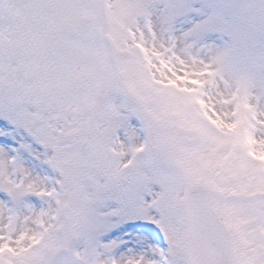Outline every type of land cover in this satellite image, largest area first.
I'll use <instances>...</instances> for the list:
<instances>
[{
	"label": "snow or ice",
	"instance_id": "obj_1",
	"mask_svg": "<svg viewBox=\"0 0 264 264\" xmlns=\"http://www.w3.org/2000/svg\"><path fill=\"white\" fill-rule=\"evenodd\" d=\"M164 13L0 0V264H264V87L180 52ZM131 117L146 170L121 134ZM130 211L158 247L92 240Z\"/></svg>",
	"mask_w": 264,
	"mask_h": 264
},
{
	"label": "rangeland",
	"instance_id": "obj_2",
	"mask_svg": "<svg viewBox=\"0 0 264 264\" xmlns=\"http://www.w3.org/2000/svg\"><path fill=\"white\" fill-rule=\"evenodd\" d=\"M160 3L166 7V13L159 17L162 35L175 41L180 52L212 64L217 79L229 84L245 81L254 86L253 91L264 87V0H160ZM211 13L215 16L207 21ZM208 34L216 35L206 38ZM133 118L126 121L122 135L138 144L142 142L141 132L133 124L127 126ZM138 158L141 159L136 166L146 170V157ZM153 187L159 191L158 185ZM122 195L126 199L132 197L131 192ZM126 223L146 222L130 211L115 223H103L91 238L100 245H115L112 252L117 256L128 254L129 249L139 252L149 244L156 246L149 240V232L127 228Z\"/></svg>",
	"mask_w": 264,
	"mask_h": 264
},
{
	"label": "clouds",
	"instance_id": "obj_3",
	"mask_svg": "<svg viewBox=\"0 0 264 264\" xmlns=\"http://www.w3.org/2000/svg\"><path fill=\"white\" fill-rule=\"evenodd\" d=\"M144 131H145V135H144L143 142L142 143H138V144H134V146H138L140 144H144L145 145L144 151L142 153L138 154V157H147L151 153V150H152L151 149V145L146 143V141H147V131L146 130H144ZM181 247H183V246L181 245ZM184 264H189V259L187 257H185V259H184Z\"/></svg>",
	"mask_w": 264,
	"mask_h": 264
}]
</instances>
